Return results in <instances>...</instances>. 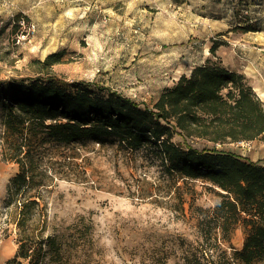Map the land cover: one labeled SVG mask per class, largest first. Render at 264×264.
<instances>
[{
	"label": "rangeland",
	"instance_id": "obj_1",
	"mask_svg": "<svg viewBox=\"0 0 264 264\" xmlns=\"http://www.w3.org/2000/svg\"><path fill=\"white\" fill-rule=\"evenodd\" d=\"M250 47L264 54V0H0V82L53 75L100 96L117 90L145 108L207 60L244 74L236 65L242 57L256 62ZM59 52L61 63L40 64ZM3 114L0 104V264L19 247L1 221L8 183L18 172L2 156ZM174 141L185 145L180 136ZM222 145L217 148L264 164V151ZM78 147L76 161L86 174L58 181L49 196L46 235L65 243V264H157L153 257L173 254L180 236L195 237L189 205L185 218L167 203L173 191L160 162L93 141ZM207 185L193 182L188 198L211 208L218 198ZM244 240L239 228L232 246L242 249ZM176 261L173 254L169 264Z\"/></svg>",
	"mask_w": 264,
	"mask_h": 264
},
{
	"label": "trees",
	"instance_id": "obj_2",
	"mask_svg": "<svg viewBox=\"0 0 264 264\" xmlns=\"http://www.w3.org/2000/svg\"><path fill=\"white\" fill-rule=\"evenodd\" d=\"M219 46L214 42L211 53ZM63 56L52 53L40 64L53 66ZM108 90L100 96L87 87L73 89L53 75L0 82L2 156L18 165L1 211L2 223L16 233L19 245L6 264L66 263L65 243L46 235L49 196L58 181L83 179L86 169L76 159L78 145L87 141L160 162L161 178L173 191L167 203L185 218L189 205L197 230L193 239L176 241V264L264 260V164L217 148L264 136V102L246 75L207 60L145 108ZM176 136L185 145L175 142ZM195 140L213 147L197 148ZM196 181L217 196L214 207L188 198ZM239 228L245 233L242 249L232 246ZM173 254L153 257V262L169 264Z\"/></svg>",
	"mask_w": 264,
	"mask_h": 264
},
{
	"label": "crops",
	"instance_id": "obj_3",
	"mask_svg": "<svg viewBox=\"0 0 264 264\" xmlns=\"http://www.w3.org/2000/svg\"><path fill=\"white\" fill-rule=\"evenodd\" d=\"M259 49L260 48H258V50ZM249 51H250L249 57L256 58L255 60L256 62L252 61L250 58L247 59V58L242 57V61H240V63H238L236 67H237V70L244 71V74H246L248 78L250 79V84L253 86L254 91L260 97V99L264 102V78H263V75L260 74L261 72L264 73V70H263L264 69V54L261 52L259 53V51L261 50L254 52L251 47ZM255 67L260 69L261 72L259 73V70L257 71ZM227 145L234 146V147L237 146L238 148H240L239 149L240 151H251L253 147L257 149V151H264V136L261 139H256L248 143L247 142L227 143L222 146H227ZM227 151H231V150H227ZM240 155L245 157L243 154H240ZM250 160L255 161L252 158H250Z\"/></svg>",
	"mask_w": 264,
	"mask_h": 264
},
{
	"label": "built area",
	"instance_id": "obj_4",
	"mask_svg": "<svg viewBox=\"0 0 264 264\" xmlns=\"http://www.w3.org/2000/svg\"><path fill=\"white\" fill-rule=\"evenodd\" d=\"M217 145H220V144H217Z\"/></svg>",
	"mask_w": 264,
	"mask_h": 264
}]
</instances>
